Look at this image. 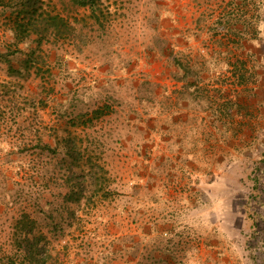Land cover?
Returning <instances> with one entry per match:
<instances>
[{
  "label": "rangeland",
  "instance_id": "1",
  "mask_svg": "<svg viewBox=\"0 0 264 264\" xmlns=\"http://www.w3.org/2000/svg\"><path fill=\"white\" fill-rule=\"evenodd\" d=\"M35 5L69 27L0 6V254L26 213L45 264H264V0Z\"/></svg>",
  "mask_w": 264,
  "mask_h": 264
},
{
  "label": "trees",
  "instance_id": "2",
  "mask_svg": "<svg viewBox=\"0 0 264 264\" xmlns=\"http://www.w3.org/2000/svg\"><path fill=\"white\" fill-rule=\"evenodd\" d=\"M37 1L38 0H0V6L11 7L15 10L13 18H9L8 27L18 42L25 39L31 33H35L38 35L35 40L39 45L42 39L51 41L56 37H60L61 34L66 33L64 32L66 29L65 27H69L66 19L56 11L43 10L41 11L40 17H38V15L34 17H25L26 12L31 13V11L33 12L40 9L39 5H35ZM93 1L94 0H83V2L89 5L93 3ZM239 34L241 33L239 32ZM259 62H261L260 57L258 58V64L256 63V69L259 77H261L263 72L258 70L259 67H261V65L259 66ZM257 72L256 80L258 78ZM65 141L68 143L71 142L72 139L66 138ZM13 225L14 235L12 238L15 241L17 252L12 255L0 254V264H45L46 257L44 253H42V248L44 247H40L38 243H36L38 238H42L40 237L42 235H38V231H35V220L25 213L17 218Z\"/></svg>",
  "mask_w": 264,
  "mask_h": 264
},
{
  "label": "crops",
  "instance_id": "3",
  "mask_svg": "<svg viewBox=\"0 0 264 264\" xmlns=\"http://www.w3.org/2000/svg\"><path fill=\"white\" fill-rule=\"evenodd\" d=\"M258 64V60L256 61ZM257 83L256 86H254V96L255 98L252 99L251 101L252 103H254V105L256 106L255 109H253V105H252V110L250 112L251 114V121H252V130L254 134H259L261 133V131H264V111L261 112L260 111V105H264V95H263V89H264V74L261 75V77H259V74L257 72ZM263 76V78H262ZM263 79V80H262ZM262 80V81H261ZM261 81V82H260Z\"/></svg>",
  "mask_w": 264,
  "mask_h": 264
},
{
  "label": "flooded vegetation",
  "instance_id": "4",
  "mask_svg": "<svg viewBox=\"0 0 264 264\" xmlns=\"http://www.w3.org/2000/svg\"><path fill=\"white\" fill-rule=\"evenodd\" d=\"M179 66V63H176Z\"/></svg>",
  "mask_w": 264,
  "mask_h": 264
}]
</instances>
